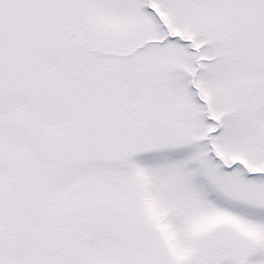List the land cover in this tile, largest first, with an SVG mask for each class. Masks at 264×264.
Wrapping results in <instances>:
<instances>
[{
	"label": "snow or ice",
	"instance_id": "6c2138e0",
	"mask_svg": "<svg viewBox=\"0 0 264 264\" xmlns=\"http://www.w3.org/2000/svg\"><path fill=\"white\" fill-rule=\"evenodd\" d=\"M0 264H264V0H0Z\"/></svg>",
	"mask_w": 264,
	"mask_h": 264
}]
</instances>
